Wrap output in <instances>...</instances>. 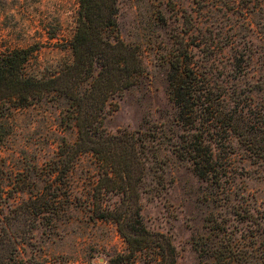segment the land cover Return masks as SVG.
I'll use <instances>...</instances> for the list:
<instances>
[{"label":"rangeland","instance_id":"obj_1","mask_svg":"<svg viewBox=\"0 0 264 264\" xmlns=\"http://www.w3.org/2000/svg\"><path fill=\"white\" fill-rule=\"evenodd\" d=\"M76 11L77 0H0V50L31 46L28 70L55 73L71 58ZM115 20L119 37L136 46L142 71L111 100L103 126L141 136L143 224L169 238L174 264H264V158L231 135L213 149L225 165L221 177L199 176L171 148L182 131L167 96L169 59L179 44L190 66L211 72L230 99L264 119V0H117ZM2 131L6 199L25 195L17 187H40L48 159L76 134L65 99L50 93L10 111ZM97 171L92 154L75 159L67 172L70 203L54 222L38 219L18 242L23 264H151L144 251L122 257L126 244L115 224L92 214Z\"/></svg>","mask_w":264,"mask_h":264},{"label":"trees","instance_id":"obj_2","mask_svg":"<svg viewBox=\"0 0 264 264\" xmlns=\"http://www.w3.org/2000/svg\"><path fill=\"white\" fill-rule=\"evenodd\" d=\"M116 11L117 0H77L69 40L71 58L50 75L28 70L31 46L0 50V138L2 119L10 111L47 93L65 99L76 131L74 140L62 143L48 159L44 181L36 190H31L32 185L20 186L15 192L25 195L6 199L1 196L0 182V264H23L18 242L30 236L38 219L45 216L54 222L66 210L70 203L67 172L84 152L92 154L98 170L91 212L115 224L126 244L121 256L144 251L151 264L175 262L169 238L149 231L140 215L138 182L145 161L141 136L124 127L109 132L103 126L105 115L115 106L111 100L132 86L142 71L136 46L115 31ZM180 46L170 57L167 72V96L182 131L171 143L175 155L190 161L199 176L219 179L225 165L213 149L223 147L222 140L234 135L263 159L264 119L254 118L230 99L223 87L214 84L211 72L190 66L186 49ZM108 192L118 194L119 199L107 202Z\"/></svg>","mask_w":264,"mask_h":264}]
</instances>
